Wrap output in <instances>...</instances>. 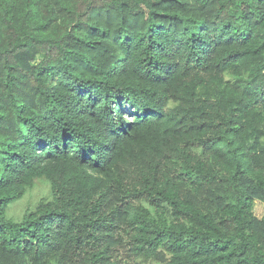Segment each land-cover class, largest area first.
I'll return each mask as SVG.
<instances>
[{"label":"trees","instance_id":"trees-1","mask_svg":"<svg viewBox=\"0 0 264 264\" xmlns=\"http://www.w3.org/2000/svg\"><path fill=\"white\" fill-rule=\"evenodd\" d=\"M256 201L264 0H0V264H264Z\"/></svg>","mask_w":264,"mask_h":264},{"label":"rangeland","instance_id":"rangeland-1","mask_svg":"<svg viewBox=\"0 0 264 264\" xmlns=\"http://www.w3.org/2000/svg\"><path fill=\"white\" fill-rule=\"evenodd\" d=\"M49 184V183H48ZM48 193V186L44 182H37L32 191H29L22 199L13 203L8 209V216L16 220H20L24 210L28 205H34L43 194ZM254 212L257 216L261 217L264 214V203L256 201L254 205Z\"/></svg>","mask_w":264,"mask_h":264}]
</instances>
